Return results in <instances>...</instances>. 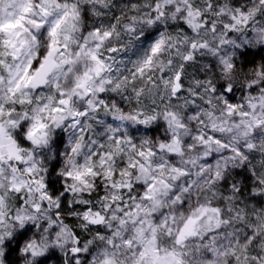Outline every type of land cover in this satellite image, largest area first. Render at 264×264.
<instances>
[{
    "label": "clouds",
    "instance_id": "9594fccd",
    "mask_svg": "<svg viewBox=\"0 0 264 264\" xmlns=\"http://www.w3.org/2000/svg\"><path fill=\"white\" fill-rule=\"evenodd\" d=\"M0 264H264V0H0Z\"/></svg>",
    "mask_w": 264,
    "mask_h": 264
}]
</instances>
